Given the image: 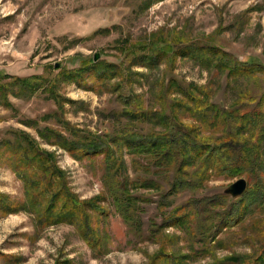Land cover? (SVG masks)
I'll use <instances>...</instances> for the list:
<instances>
[{"label":"rangeland","instance_id":"374dc122","mask_svg":"<svg viewBox=\"0 0 264 264\" xmlns=\"http://www.w3.org/2000/svg\"><path fill=\"white\" fill-rule=\"evenodd\" d=\"M260 2L0 0V76L1 72L10 75L0 77V81L11 82L10 91H13L18 89V86L15 87V76L44 74L56 78L64 71L80 67L87 60L128 64L132 56L121 51L125 42L145 43L153 38L154 33L158 36L164 34L176 41L183 38L182 41L212 42L241 60L254 58L264 63V11L253 9ZM99 29L103 31L96 32ZM96 53L100 54L97 61L94 59ZM132 64L133 72L142 75L133 76L135 80H132L133 84L128 82V87L143 97L146 106L154 103L164 84L167 85L172 77L185 84L205 87L210 91L213 102L226 107L231 106L244 90L255 95L264 91L262 74L261 79L256 80L228 77L226 73L210 71L187 57H178L174 63L161 62L152 71L143 64ZM63 80L61 78L58 83L59 92L72 100L64 104V117L73 126L98 135H103L105 129L112 133L124 129L125 115L117 116L116 112L128 109L129 104L124 105L118 98L119 90L94 87L93 81L89 82L90 86L83 87ZM120 81L117 75L110 83L116 87ZM10 91L8 96L14 107L0 103V141L14 131L31 133L42 148L55 152L58 167L65 173L72 191L82 200L103 193L101 158L97 162H79L67 150L46 143L39 135L38 127H61L56 120L45 119L47 114L57 110L55 100L49 98L44 90L32 96L14 95ZM174 97L172 94L169 98ZM31 120H35L36 124L32 125ZM191 120L189 116L183 118V121ZM126 162L131 177H137L142 172L140 167L134 169L132 157L128 154ZM239 179L212 178L201 190L185 191L170 196L166 201L155 190L135 191L142 204L140 213L145 223V234L141 237L129 232L112 200L108 199L102 205L105 216L92 214L106 238L105 249L99 256L78 236L73 226L61 224L38 231L34 215L27 212L6 217L0 215V264H150L163 247L167 253L190 256L182 264H216L217 261H228L227 258L254 256L264 246V208L256 209L247 214L243 222L221 231L214 242L213 235L209 239L204 237L202 241L199 237L202 225L212 220L205 214L202 205H199V219L193 224L196 231L173 227L156 232L158 237L151 236L154 234L151 231L153 223L160 226L163 222V202L172 210L195 201L227 195L226 190ZM248 184L249 188V181ZM0 193L14 201L25 200L23 183L1 155ZM227 196L229 203L238 202V198ZM221 219L219 217L217 222ZM4 254L15 258L5 259L2 257ZM227 264L238 263L231 259Z\"/></svg>","mask_w":264,"mask_h":264},{"label":"trees","instance_id":"16d2710c","mask_svg":"<svg viewBox=\"0 0 264 264\" xmlns=\"http://www.w3.org/2000/svg\"><path fill=\"white\" fill-rule=\"evenodd\" d=\"M253 9L264 11V0ZM182 40L180 38L182 43H178L176 39L154 33L145 43L125 42L121 51L132 56L128 64L87 60L56 78L44 74L15 76L18 89L13 91H10L11 82L0 81V103L9 108L14 107L9 91L14 95L32 96L44 90L58 105L45 119L56 120L66 133L61 127H38L42 140L67 150L79 162H97L101 158L104 173V192L82 200L72 191L65 173L58 167L55 152L42 148L31 133L14 131L0 141V155L23 183L25 200L14 201L0 193L1 217L27 212L34 215L38 231L61 224L73 226L78 236L99 256L105 249L106 238L92 214L105 216L102 205L108 199L112 200L131 234L137 237L145 234L140 213L142 204L135 194L139 189L155 190L166 201L185 191H199L212 178L246 177L250 182V187L236 203H229L227 195H220L169 210L170 205L163 202V222L160 226L153 223L152 237H158L156 232L173 227L196 231L193 224L199 219V205H202L212 220L202 225L199 237L202 241L213 235L214 242L221 231L243 222L247 214L256 209L264 208V91L255 95L244 90L226 107L213 102L205 87L185 84L172 77L154 103L146 106L143 97L128 87L135 80L133 76L142 75L133 72L132 63L143 64L152 71L157 64L174 63L178 57L191 58L206 69L226 73L228 77L256 80L264 75V63L254 58L241 60L212 42ZM117 75L121 81L115 87L110 80ZM9 76L1 72L0 77ZM61 78L83 87L90 86L89 82L93 81L94 87L119 90L118 98L123 104H129L128 109L116 112L117 116L125 115L124 129L114 133L105 129L103 135H98L73 126L64 117V104L72 100L59 92ZM172 94L176 97L170 99ZM188 116L191 122L183 121ZM31 123L35 125L36 121L31 120ZM157 126L162 129H156ZM126 154L132 157L134 169L144 170L137 177L130 175ZM219 217L222 219L217 222ZM2 257L15 258L7 254ZM189 257L167 253L163 247L150 264H182ZM231 259L238 264H264V246L254 256L226 260Z\"/></svg>","mask_w":264,"mask_h":264},{"label":"water","instance_id":"95a60500","mask_svg":"<svg viewBox=\"0 0 264 264\" xmlns=\"http://www.w3.org/2000/svg\"><path fill=\"white\" fill-rule=\"evenodd\" d=\"M100 57L99 53H96L94 56L95 61H97ZM59 66V64H57ZM248 181L245 178H240L235 183H233L227 190L226 194L232 196L233 198H239L243 196L248 190Z\"/></svg>","mask_w":264,"mask_h":264}]
</instances>
